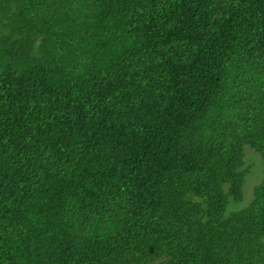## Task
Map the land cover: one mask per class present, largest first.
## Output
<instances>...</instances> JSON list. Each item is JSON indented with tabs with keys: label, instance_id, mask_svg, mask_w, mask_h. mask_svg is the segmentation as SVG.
Returning a JSON list of instances; mask_svg holds the SVG:
<instances>
[{
	"label": "trees",
	"instance_id": "16d2710c",
	"mask_svg": "<svg viewBox=\"0 0 264 264\" xmlns=\"http://www.w3.org/2000/svg\"><path fill=\"white\" fill-rule=\"evenodd\" d=\"M0 264H264V0H0Z\"/></svg>",
	"mask_w": 264,
	"mask_h": 264
},
{
	"label": "rangeland",
	"instance_id": "374dc122",
	"mask_svg": "<svg viewBox=\"0 0 264 264\" xmlns=\"http://www.w3.org/2000/svg\"><path fill=\"white\" fill-rule=\"evenodd\" d=\"M257 179H259V178H257ZM252 184V183H251Z\"/></svg>",
	"mask_w": 264,
	"mask_h": 264
}]
</instances>
